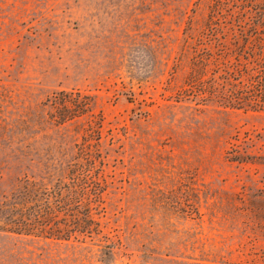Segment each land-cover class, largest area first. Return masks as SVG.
<instances>
[{
  "label": "rangeland",
  "instance_id": "rangeland-1",
  "mask_svg": "<svg viewBox=\"0 0 264 264\" xmlns=\"http://www.w3.org/2000/svg\"><path fill=\"white\" fill-rule=\"evenodd\" d=\"M210 1L0 0V264H264L238 200L264 189V111L176 98ZM61 92L91 112L57 122ZM99 118L107 240L4 231L20 181L63 178Z\"/></svg>",
  "mask_w": 264,
  "mask_h": 264
},
{
  "label": "trees",
  "instance_id": "trees-1",
  "mask_svg": "<svg viewBox=\"0 0 264 264\" xmlns=\"http://www.w3.org/2000/svg\"><path fill=\"white\" fill-rule=\"evenodd\" d=\"M178 101L214 103L224 108L264 111V0H211L203 30L191 44L190 66ZM52 117L65 123L91 112L88 97L61 92ZM102 120L84 128L67 174L51 184L27 176L12 197L4 231L57 240L105 238L101 216L108 187L101 150ZM232 153V160H245ZM240 210L264 236V189L240 193ZM109 255L112 243L102 245Z\"/></svg>",
  "mask_w": 264,
  "mask_h": 264
}]
</instances>
